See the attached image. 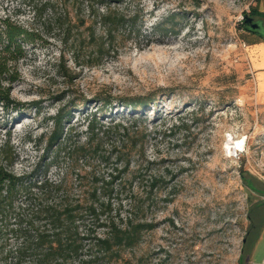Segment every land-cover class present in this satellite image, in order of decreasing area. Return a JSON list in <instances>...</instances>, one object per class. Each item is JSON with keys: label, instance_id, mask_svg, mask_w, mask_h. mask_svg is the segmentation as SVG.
Returning a JSON list of instances; mask_svg holds the SVG:
<instances>
[{"label": "rangeland", "instance_id": "374dc122", "mask_svg": "<svg viewBox=\"0 0 264 264\" xmlns=\"http://www.w3.org/2000/svg\"><path fill=\"white\" fill-rule=\"evenodd\" d=\"M257 1L133 0L144 11L140 32H126L96 64L80 57L78 66L64 35L33 21L23 0H0V17L40 35L24 43L18 78L10 84L14 103L0 106V144L9 139L15 150L11 171L44 173L47 140L37 137L62 107L72 109L74 133L84 131L94 112L106 124L140 117L151 131L144 150L152 163L144 162L142 173L161 182L147 193L146 180H134L137 206L124 200L112 212L149 227L109 264H248L257 235L264 234V196L245 182L264 190L258 176L264 105L255 95L241 26L242 14ZM138 95L153 102L135 110L123 104ZM230 136L246 139L236 157L224 149ZM47 176L57 178L58 168L51 166ZM96 231L103 234L101 227ZM0 235V247L15 245L14 234ZM3 255L0 264H18Z\"/></svg>", "mask_w": 264, "mask_h": 264}, {"label": "trees", "instance_id": "16d2710c", "mask_svg": "<svg viewBox=\"0 0 264 264\" xmlns=\"http://www.w3.org/2000/svg\"><path fill=\"white\" fill-rule=\"evenodd\" d=\"M31 18L43 28L57 30L71 47L73 61L96 64L114 51L115 43L142 28L143 8L133 0H23ZM250 13L264 19L255 8ZM172 28V25L171 27ZM242 29L250 31L242 20ZM254 32V31H252ZM40 38L35 29L0 17V106L14 102L10 84L17 78L18 62L25 56L24 43ZM153 102L150 95L129 97L123 104L135 110ZM105 103H109L105 100ZM36 104V102H34ZM72 109L64 107L49 115L43 174L34 171L16 174L9 169L15 150L9 139L0 144V234L11 233L13 247H0L3 259L18 264H109L120 256V249L138 244L149 225L131 215L113 214L114 204L139 202L133 181L146 180L150 193L161 182L160 176L144 177V144L150 135L140 117L125 123H100L96 112L87 117L84 131L73 132ZM102 110V109H101ZM99 111L102 112V111ZM141 120V121H140ZM112 121V118H111ZM172 125L168 130H172ZM36 140V139H35ZM137 157L135 160L134 157ZM51 166L58 177L47 176ZM251 179L246 185L257 193ZM124 193V195H123ZM127 202V201H126ZM96 227L103 228L98 234ZM4 235H0L2 238ZM242 253L239 256L241 262Z\"/></svg>", "mask_w": 264, "mask_h": 264}, {"label": "crops", "instance_id": "0c3cea01", "mask_svg": "<svg viewBox=\"0 0 264 264\" xmlns=\"http://www.w3.org/2000/svg\"><path fill=\"white\" fill-rule=\"evenodd\" d=\"M255 9L264 13V0H258ZM261 22L262 27H264V19ZM245 34L255 95L260 99V103L264 105V31H245ZM251 255L248 264H264V234L259 233L257 235Z\"/></svg>", "mask_w": 264, "mask_h": 264}, {"label": "bare ground", "instance_id": "6f19581e", "mask_svg": "<svg viewBox=\"0 0 264 264\" xmlns=\"http://www.w3.org/2000/svg\"><path fill=\"white\" fill-rule=\"evenodd\" d=\"M244 148V139L243 138H234L229 137L224 143V149L230 153L237 152Z\"/></svg>", "mask_w": 264, "mask_h": 264}, {"label": "flooded vegetation", "instance_id": "af4514ba", "mask_svg": "<svg viewBox=\"0 0 264 264\" xmlns=\"http://www.w3.org/2000/svg\"><path fill=\"white\" fill-rule=\"evenodd\" d=\"M250 17H252V22H258L260 24V26L257 28V29H250L248 28L251 32L254 31V32H259L261 31V28H264L262 27V18L259 17V16H256L252 13H247ZM244 23V22H243ZM247 27V26H246ZM252 183V181H250ZM252 185L254 186V188H256L258 191H261V192H264V190H262L261 188L257 187L254 183H252ZM261 196H264V194H260Z\"/></svg>", "mask_w": 264, "mask_h": 264}, {"label": "water", "instance_id": "95a60500", "mask_svg": "<svg viewBox=\"0 0 264 264\" xmlns=\"http://www.w3.org/2000/svg\"><path fill=\"white\" fill-rule=\"evenodd\" d=\"M242 20L247 28L257 29L260 24L258 22H252V17H250L247 13L242 14Z\"/></svg>", "mask_w": 264, "mask_h": 264}, {"label": "built area", "instance_id": "2783aa9c", "mask_svg": "<svg viewBox=\"0 0 264 264\" xmlns=\"http://www.w3.org/2000/svg\"><path fill=\"white\" fill-rule=\"evenodd\" d=\"M245 45V44H244ZM244 139V148L242 149V150H238L237 152H233V153H230L229 151H227V154H228V156H238L239 154L238 153H241V152H244L245 151V143H246V139L245 138H243ZM258 176H259V178L262 180V181H264V171H262L261 173L259 172L258 173Z\"/></svg>", "mask_w": 264, "mask_h": 264}]
</instances>
